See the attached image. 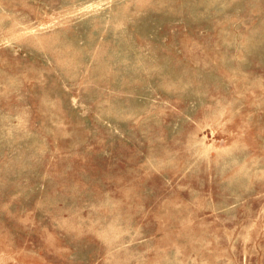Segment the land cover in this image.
Returning <instances> with one entry per match:
<instances>
[{
    "label": "rangeland",
    "instance_id": "rangeland-1",
    "mask_svg": "<svg viewBox=\"0 0 264 264\" xmlns=\"http://www.w3.org/2000/svg\"><path fill=\"white\" fill-rule=\"evenodd\" d=\"M0 264H264V0H0Z\"/></svg>",
    "mask_w": 264,
    "mask_h": 264
}]
</instances>
